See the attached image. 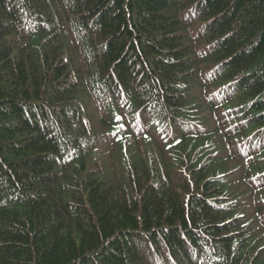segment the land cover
Masks as SVG:
<instances>
[{"label":"trees","instance_id":"trees-1","mask_svg":"<svg viewBox=\"0 0 264 264\" xmlns=\"http://www.w3.org/2000/svg\"><path fill=\"white\" fill-rule=\"evenodd\" d=\"M0 264H264V0H0Z\"/></svg>","mask_w":264,"mask_h":264}]
</instances>
